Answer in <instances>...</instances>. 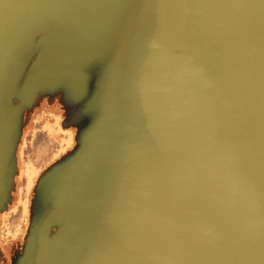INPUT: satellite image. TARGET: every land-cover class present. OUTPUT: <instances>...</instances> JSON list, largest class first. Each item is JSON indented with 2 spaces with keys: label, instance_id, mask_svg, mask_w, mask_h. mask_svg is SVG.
<instances>
[{
  "label": "water",
  "instance_id": "95a60500",
  "mask_svg": "<svg viewBox=\"0 0 264 264\" xmlns=\"http://www.w3.org/2000/svg\"><path fill=\"white\" fill-rule=\"evenodd\" d=\"M44 99L74 146L0 264H264V0H0V224Z\"/></svg>",
  "mask_w": 264,
  "mask_h": 264
},
{
  "label": "flooded vegetation",
  "instance_id": "af4514ba",
  "mask_svg": "<svg viewBox=\"0 0 264 264\" xmlns=\"http://www.w3.org/2000/svg\"><path fill=\"white\" fill-rule=\"evenodd\" d=\"M64 110L59 102L49 104L47 99L40 101L31 114L25 115V129L22 143L19 149V170L17 176V187L14 194L13 206L8 214H4L3 223L0 225L4 246L9 244L11 217L26 215V209H30L31 200L34 195V190L37 185L39 175H42L48 167L53 165L57 160L69 152L71 142L75 139V130L71 132L65 131L63 126ZM49 142L50 152L44 160L43 166L46 168L38 171V168L31 164L28 156V151L33 146L38 145L41 141ZM46 142V143H47ZM23 229H17V236L23 235ZM22 237V238H23ZM21 247L16 251V256L19 254Z\"/></svg>",
  "mask_w": 264,
  "mask_h": 264
},
{
  "label": "rangeland",
  "instance_id": "374dc122",
  "mask_svg": "<svg viewBox=\"0 0 264 264\" xmlns=\"http://www.w3.org/2000/svg\"><path fill=\"white\" fill-rule=\"evenodd\" d=\"M65 131L71 132L70 134L72 135L71 129H65ZM46 142L47 141H45V140L41 141V143H39L36 146H33L28 151V156H29V159L31 161V164L36 166L38 168V171H39V169L42 170V169L46 168L45 166H43V164H44V160L46 159V157L48 156V154L50 152L49 142H47V143ZM70 146H71V149H72V147L74 146V142L73 143L71 142ZM71 149H69V151ZM42 175H39V176L41 177ZM26 212H27L26 215L22 214V216H20V217L12 215L13 217H11V219H10V222H11L10 229L13 232L10 233L11 236L9 238V244L8 245H9L10 250L12 252L17 251L18 248L20 247V243L24 240L23 235H21L20 237L17 236V229L18 228L23 229V233L22 232L21 233L24 234V232H25V234H26L28 220H29V215H30V209L28 210V208H27ZM8 213L9 212L4 213V214H8ZM3 217L4 216H2V218H1L2 223H3ZM0 231H1V229H0ZM1 235H2V231H1Z\"/></svg>",
  "mask_w": 264,
  "mask_h": 264
},
{
  "label": "crops",
  "instance_id": "0c3cea01",
  "mask_svg": "<svg viewBox=\"0 0 264 264\" xmlns=\"http://www.w3.org/2000/svg\"><path fill=\"white\" fill-rule=\"evenodd\" d=\"M75 130V129H74ZM74 141H75V139H74ZM73 148V147H72Z\"/></svg>",
  "mask_w": 264,
  "mask_h": 264
}]
</instances>
